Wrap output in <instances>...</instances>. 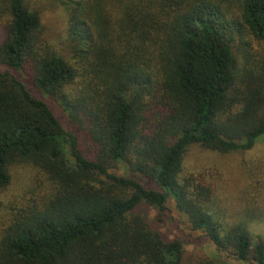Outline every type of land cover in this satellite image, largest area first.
I'll use <instances>...</instances> for the list:
<instances>
[{"label":"trees","instance_id":"obj_1","mask_svg":"<svg viewBox=\"0 0 264 264\" xmlns=\"http://www.w3.org/2000/svg\"><path fill=\"white\" fill-rule=\"evenodd\" d=\"M53 2L59 47L32 0H0V192L16 166L49 182L9 218L0 202V264H186L151 223L170 198L218 252L264 264L249 232L261 215L228 222L213 187L184 172L192 146L231 154L264 138V0Z\"/></svg>","mask_w":264,"mask_h":264},{"label":"rangeland","instance_id":"obj_2","mask_svg":"<svg viewBox=\"0 0 264 264\" xmlns=\"http://www.w3.org/2000/svg\"><path fill=\"white\" fill-rule=\"evenodd\" d=\"M31 5L40 14L48 42L56 47L62 45L67 27L65 10L53 0H32ZM0 69L6 68L0 66ZM11 73L25 82L33 95L45 100L64 128L68 129L66 114L56 101L45 98L36 90L28 74ZM82 147L86 149V146ZM184 172L197 176L205 185L213 187L216 206L226 210L223 217L228 222L238 220L241 213L243 216L253 211L259 213L261 216L250 222L249 232L254 239L264 243V138L250 151L231 154H219L192 146L185 156ZM48 185L46 177L34 169L28 166L14 167L9 186L0 192L1 216L9 218L12 208H23L39 201ZM167 207V213L162 216L150 209L151 223L166 240L178 239L184 244L186 264L205 258L228 264H246L221 254L203 232L192 230L187 217L176 209L172 198L167 202Z\"/></svg>","mask_w":264,"mask_h":264}]
</instances>
